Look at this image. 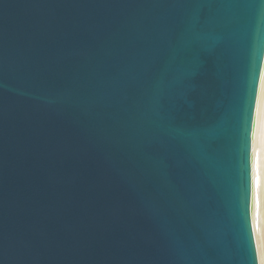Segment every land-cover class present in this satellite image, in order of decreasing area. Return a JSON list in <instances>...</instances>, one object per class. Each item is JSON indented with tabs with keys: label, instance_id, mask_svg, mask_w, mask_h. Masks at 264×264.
Wrapping results in <instances>:
<instances>
[{
	"label": "water",
	"instance_id": "95a60500",
	"mask_svg": "<svg viewBox=\"0 0 264 264\" xmlns=\"http://www.w3.org/2000/svg\"><path fill=\"white\" fill-rule=\"evenodd\" d=\"M264 0H0V264H257Z\"/></svg>",
	"mask_w": 264,
	"mask_h": 264
},
{
	"label": "bare ground",
	"instance_id": "6f19581e",
	"mask_svg": "<svg viewBox=\"0 0 264 264\" xmlns=\"http://www.w3.org/2000/svg\"><path fill=\"white\" fill-rule=\"evenodd\" d=\"M252 134V228L257 264H264V65L260 77ZM259 180V186H257Z\"/></svg>",
	"mask_w": 264,
	"mask_h": 264
},
{
	"label": "snow or ice",
	"instance_id": "6c2138e0",
	"mask_svg": "<svg viewBox=\"0 0 264 264\" xmlns=\"http://www.w3.org/2000/svg\"><path fill=\"white\" fill-rule=\"evenodd\" d=\"M257 186H259V180H257Z\"/></svg>",
	"mask_w": 264,
	"mask_h": 264
}]
</instances>
